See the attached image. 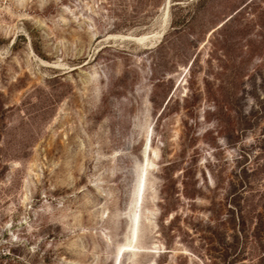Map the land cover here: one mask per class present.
I'll use <instances>...</instances> for the list:
<instances>
[{
	"label": "rangeland",
	"instance_id": "1",
	"mask_svg": "<svg viewBox=\"0 0 264 264\" xmlns=\"http://www.w3.org/2000/svg\"><path fill=\"white\" fill-rule=\"evenodd\" d=\"M0 264H264V0H0Z\"/></svg>",
	"mask_w": 264,
	"mask_h": 264
},
{
	"label": "bare ground",
	"instance_id": "2",
	"mask_svg": "<svg viewBox=\"0 0 264 264\" xmlns=\"http://www.w3.org/2000/svg\"><path fill=\"white\" fill-rule=\"evenodd\" d=\"M164 17H167V15ZM163 30H164V27H162L160 30H158L156 32H151V33L147 32V33H145L142 36L137 37V38H131V36H126V38L120 37V39L130 40V41L136 42L138 45L140 44L143 46H145V45L148 46L150 44H153L159 38V35ZM126 250H130V247L124 246L123 252Z\"/></svg>",
	"mask_w": 264,
	"mask_h": 264
},
{
	"label": "trees",
	"instance_id": "3",
	"mask_svg": "<svg viewBox=\"0 0 264 264\" xmlns=\"http://www.w3.org/2000/svg\"><path fill=\"white\" fill-rule=\"evenodd\" d=\"M238 220H239V222H240V225L243 226V225H244V224H243L244 221L242 220V218L238 217Z\"/></svg>",
	"mask_w": 264,
	"mask_h": 264
},
{
	"label": "snow or ice",
	"instance_id": "4",
	"mask_svg": "<svg viewBox=\"0 0 264 264\" xmlns=\"http://www.w3.org/2000/svg\"><path fill=\"white\" fill-rule=\"evenodd\" d=\"M15 239V238H14Z\"/></svg>",
	"mask_w": 264,
	"mask_h": 264
}]
</instances>
